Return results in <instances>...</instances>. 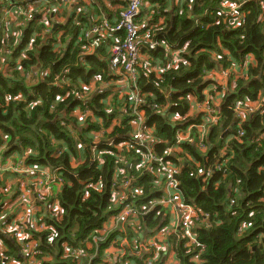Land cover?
I'll return each mask as SVG.
<instances>
[{"label": "trees", "instance_id": "obj_1", "mask_svg": "<svg viewBox=\"0 0 264 264\" xmlns=\"http://www.w3.org/2000/svg\"><path fill=\"white\" fill-rule=\"evenodd\" d=\"M99 1L107 10L104 2ZM221 1L176 0L169 12L168 0H150L149 8L146 5L137 17L138 22L144 17L149 19L147 27L139 30L146 60H142L135 82L145 95L141 109L146 124L154 127L158 138L153 151L157 156H163L166 147L175 143L178 130L201 121V116L188 115L189 97L197 101L205 98L202 92L211 83L206 73L219 64H228L224 52L238 62L248 60L247 79L237 78L234 87L222 97L220 119L209 127L203 141L206 150H201L195 142H183L179 144L180 151L163 158L164 162L178 168L181 195L186 203L199 211L194 221V236L202 244V250L193 243L185 247L186 240L180 234L172 237L177 264H264V244L260 239L264 237V107L247 113L242 121L235 118L234 113L237 100L255 101L264 95V20L260 18L263 8L259 0H248L240 7L241 18L238 15L226 17L220 12ZM73 3L78 7V3ZM115 3L122 8L107 10V20L111 23L119 19L120 11L126 5L123 0L111 1L113 6ZM10 5L0 0V64L3 65L0 67V147L5 143L9 152L19 150L21 146L32 147L33 154L26 158V163L63 167L61 176L65 180L61 189L57 192L53 189L47 199L48 202L57 201L62 209L61 217L43 215L39 223L48 227L32 232V236L46 257L51 256L53 264H75V258L69 254L63 257L66 247L94 254L92 262L87 263L85 257L82 264H106L102 261L104 249L118 247L123 242L117 240V235L124 236L120 228L131 220H114L125 203L130 202L137 208L158 194L154 186L158 185L157 177L153 175L158 170L157 164L150 163V168L145 171V167L137 168L135 162L141 157L130 151L125 152L126 163L115 177L117 183L129 179L132 187H139L141 193L130 197L129 202L111 201L114 159L118 152L113 147L127 140L131 129L127 116L121 111L123 107L129 108V94L125 95V102H121L123 107L114 102L113 109H107L109 101L106 99L111 96L110 92L122 93L110 84L116 80L110 68L109 51L114 41L103 42L89 54L79 56L82 47L92 40V37H85L86 30H82V26L88 21L86 14L79 10L69 15L68 22L63 24L64 30L56 28L55 34L61 32L49 38H46L47 29L52 26L53 13L48 15L49 27L42 21L38 24L41 15L33 14L34 18L27 21L24 37L14 43L15 35L3 25L8 16L4 9L13 6ZM34 28L38 33L31 37ZM145 35L149 41L159 44L150 48L149 42L144 40ZM122 38V35L118 36L120 42ZM57 45L58 50H54ZM167 46L179 50L182 60L159 78L155 71L146 68V64L154 61L165 66ZM22 50L24 54L20 56ZM34 69H47V72L33 75ZM92 80L96 88L88 95ZM105 83L110 85L105 86ZM153 104L160 109L154 110ZM76 110L88 112L81 124ZM68 125H71L69 130ZM101 126L106 129L105 135L114 139L110 146L100 145L101 149H108V153L103 154V162H91L89 152L85 153L84 161H78V144L83 143L88 151L90 131L99 130ZM238 129H241V136H237ZM60 147L64 149L56 155ZM219 165H222L220 169ZM199 166L205 169L215 166V171L208 177L191 175ZM96 181L103 183L102 190L89 189L84 195V184ZM44 205L39 202L40 207ZM159 207L157 216L153 214L157 208L145 216L139 214V229L129 228L127 236L131 238L133 232L140 234L141 230H159L166 226L167 221L162 220L164 209ZM242 223H248V226L241 231ZM105 224L114 228H110L102 240L94 242L92 233L101 230ZM0 237L9 244L4 252L6 260L11 256L18 259L13 240L2 234ZM134 249H131V256H127L128 264H146L152 256L145 254L139 245ZM163 258L164 255L156 256L152 264H164ZM110 264L119 262L111 257Z\"/></svg>", "mask_w": 264, "mask_h": 264}, {"label": "built area", "instance_id": "obj_2", "mask_svg": "<svg viewBox=\"0 0 264 264\" xmlns=\"http://www.w3.org/2000/svg\"><path fill=\"white\" fill-rule=\"evenodd\" d=\"M149 2L150 0H126V5L120 11L119 19L117 21L111 23L107 20V18H103L102 20L94 23L87 30L85 29L86 39L92 37V40L89 44H86L82 47V50L79 54V56H85L95 50V48H97L101 43L113 40L114 43H111L109 47V51H111L110 68L113 75L116 76V80L114 83L110 84L115 85V87L119 89L123 86H118L116 84H119V82L121 81H126L127 83L125 85L129 87L128 91L126 92L129 94L130 99L129 108L123 107L121 111L123 115L127 116V124H129V127L131 129L128 132V139L117 143V145L113 147L118 150V152L114 159L115 168L112 182L113 184L111 187V201L113 203L124 201L129 202L130 197L133 198L134 196L141 193V189L136 187H133L136 188L134 190H128L129 184H131L129 179L125 180L124 178L121 179L119 183H117L118 179L115 176L121 172L122 165L126 163L127 160L125 152L135 151L137 155L141 157L140 160L142 162H144V160L149 157L150 161L147 164L148 169L150 168V163L157 164L158 170H156L153 175L154 177H157L156 182H158L160 179H162L163 181L162 195H160L159 197L150 198L145 205H139L137 206V208L131 205L130 202L125 203L124 207L121 209L119 214H117L114 220L124 221L125 219H131L135 220L138 223V215L148 214L150 212L149 210L154 209V206L156 205L167 206L169 208L173 207V211L176 214V219L177 221H179V228L181 229L179 234L186 240L184 242V246L189 247V244L193 243L196 244L200 248V250H202V244H199L194 236V221L197 220L199 211L194 206L184 201L180 192L179 181L177 180L178 168L171 163L164 162L163 158L165 156H171L175 152L180 151L179 144L183 142H195L196 145L201 150H203V148H205V146L203 145V141L206 137L209 127L211 125L217 124L220 119L218 110L220 103L217 104L214 99H212L211 97L208 98L206 96V89L203 90L202 93L205 94V98L202 101H196V103L204 108V112H202L203 115L201 116V121L198 124H191L187 126V128L184 130H178L175 135V143L166 147L163 153L164 155L162 154L163 156H157L154 154L153 151L155 144L158 142V138L155 136L154 127L146 124V116L141 109V105H143L145 102V95L141 93L140 88L136 85L135 82L138 75V70L142 66V60H146V58L143 57L142 53L139 30L140 28L147 27V25L142 24V22H138L137 17L141 13L142 8H144L146 5H149ZM236 2L238 1H221L220 12L226 17L238 15V17L241 18L242 15L239 11L241 6L236 4ZM259 3L263 8L260 18L261 20H264V0H259ZM4 12L8 15L10 12H13L11 16L17 15L20 17L21 15H24L25 20L27 21L34 18V12H26L25 10L19 9V7L17 6L5 8ZM52 12L53 10L51 7L44 8L42 11V23L45 25V27L50 26L48 22V15H51ZM10 24L11 20L5 21V23L3 24L5 30L9 28ZM47 30L49 31V29ZM120 35L123 36L121 42L120 39H118V36ZM149 39L150 38H148V35L144 36V40L149 42L150 48H154L159 44L153 41H149ZM118 40L119 42H117ZM58 46L59 45H57L54 50H58ZM175 50L176 49L174 47L167 46V57L170 56V54H172ZM166 61L167 63L165 66L158 65L155 69V72L157 73L159 78H161L160 73L162 74L170 67L178 66V64L181 62L179 61L178 64L175 65L174 60H172L171 58H168ZM247 62L248 60L246 59L243 64L247 65ZM230 64L231 67L237 66L238 68L239 66H241L240 62L236 60H230L227 67L219 64L218 67L209 71L211 75L207 76L208 78H211L210 90L215 93L216 100H219L220 97L222 98L226 91L231 90V88H233L235 85V80L243 73H245V68L241 66V72H231L228 75L226 70L230 68ZM146 68L149 71L152 70V68H150L147 64ZM40 70L34 69L32 71L33 75H45V73L47 72V69L41 71ZM55 79H57V77H55ZM222 79H224V81H222ZM110 84L105 83V86H108ZM209 85L207 86V88L209 87ZM81 97H85L84 94H81ZM189 99L194 98L189 97ZM106 100L107 102L109 101L108 98ZM262 106L264 107V99H262L261 101H251L249 99L237 100L234 105L235 118L242 121L246 112H254ZM152 107L154 110L160 109V107L158 108V105L156 104H153ZM76 111V117L78 121L84 120L85 116L88 114L87 111ZM176 118L177 117H174V119ZM98 123H100V120H98ZM67 127H69V125ZM105 133L106 129H104L102 126L99 130L90 131V134L92 136L90 142L93 145L97 144L100 139H102L103 135H105ZM241 135V129H238L237 136ZM112 144H114V139L110 138L106 145L110 146ZM94 149L95 148L93 147L92 151H94ZM19 150L20 154L18 155L17 160L12 162V165L15 166L14 169L19 168L16 171L18 174L10 173L13 176L18 175L17 185L15 187L9 186L10 189L8 190L4 182L0 184V207L4 198L13 197L15 199L14 204L18 203L16 207H18L19 210L11 218L1 215L0 234L10 237L15 242L17 249L20 252L22 260H16L12 258L11 262L13 264H47L48 259L46 257V253L40 249L38 241L32 236V232L43 231L46 227H48V225L39 223L42 216H38L39 209L38 207L34 206L33 203L35 202L39 206V202H41L42 204H45L44 206L46 208V211L47 213L51 214L50 216H56L59 218L61 217L62 209L61 207H59L57 201L54 200L52 202H48L47 199L52 194L53 189L60 190L65 183L64 178H62L61 176L63 167H45L36 164H28L26 163V158L29 155L33 154L32 147L21 146V149ZM107 150L108 149L106 148L100 150V156H98L99 153L95 154L91 161L101 164L103 162V154L108 153ZM62 151L63 149L57 148L55 153L56 155H59ZM152 159L153 161H151ZM18 160H20V162H18ZM135 163L137 167L138 163ZM221 166L222 165H219L218 168L220 169ZM213 171H215V166H213L211 169H205L199 166L190 174L198 176L203 175L204 177H208L212 174ZM19 173H24L26 177L30 174V181L28 182L31 192L28 190L24 191L23 189H20V180L25 176L20 175ZM123 182H125V185H122ZM35 186H37L38 188H35ZM122 187L126 188L125 196L121 199H116L115 197L119 196L118 190ZM102 188L103 183L101 181L87 182L83 186L84 195L87 194V191L89 189L100 192ZM29 192L31 195H29ZM4 193L8 194L5 197H1V194ZM114 193H116V195ZM231 202H233V200H231ZM55 205L57 207V210H55ZM51 210L53 211L52 213ZM112 226L113 225L109 226L108 224H105L101 230H95L92 233V240L94 242L102 240L104 238V234ZM50 237L51 236H49V239ZM111 247L113 248V246ZM109 248L110 246L105 248L104 256L102 257V261L107 262L106 264H110L111 262V257L108 255V252L106 253ZM68 254L75 258V264H82L85 260V257L87 263H90L92 262V258L94 255L87 254L81 249H70L66 247L63 257H66ZM151 255L153 257L151 256L149 259H147L145 261L146 264H152L155 256L153 254ZM5 260V253L0 248V261Z\"/></svg>", "mask_w": 264, "mask_h": 264}, {"label": "crops", "instance_id": "obj_3", "mask_svg": "<svg viewBox=\"0 0 264 264\" xmlns=\"http://www.w3.org/2000/svg\"><path fill=\"white\" fill-rule=\"evenodd\" d=\"M4 1L6 3H8V4H11V5L13 4V6H15L14 3H18L19 6L17 5V7H19V9L25 10L26 12H30L31 11V12H34V14L41 15V17H39V19L37 21L38 24H40L42 19H43L42 18L43 9L51 7L53 9V11H54V12H52L53 13L52 14V23H51L52 26H51V28H49V31H48L49 34H48V36L46 38H49L51 35H52V37H54L59 32H61V31H59L57 34H55L53 32L58 27H61V28H63L62 30H64L63 24L68 22V18H70L69 15L71 13L76 12V11L80 10V11H83L84 14H86L85 18L88 21V23L86 25H83L82 23H79V24L83 25L82 26V30L83 29L87 30L94 23L102 20L103 18H108V11L109 12L110 11H115V10L119 9V7H120V9L122 8V6H119V4H117V3H115V6H113L111 4V1L114 3V1H117V0H101V1L104 2L105 7L107 8L108 11L106 9L104 10L102 8L103 6L101 5L99 0H96V2H94V0H84V1H81V2L80 1L77 2L76 0H58V1L57 0L56 1H54V0H4ZM74 1L76 3H78V7L73 5ZM175 1L176 0H168V2H167V11H169V12L172 11V8L174 7V2ZM93 5H96V7L93 6ZM12 13L13 12H10L9 15L7 16V20H11V24L9 25V28H7V29L11 30V32H13V34L15 35V36H13V42H14V40L16 42V39L18 40V42H20L22 40V37H24V31L27 28L26 27L27 20L24 19L25 18L24 15H21L20 17L17 16V15L11 16ZM38 15H36V16H38ZM148 22H149V19H146V17H144V19L142 21V24L148 25ZM33 31H34L33 32V36H35L36 32H37L36 28H34ZM50 31H51V33H50ZM52 32H53V34H52ZM43 33H44V31L42 30V32H41L42 36H43ZM33 36H31V37H33ZM23 54H24V50H22L20 56H22ZM222 81H224V79H222ZM259 98L260 97H258V99ZM258 99H256L255 101H257ZM189 100H190L191 109H192L193 105L195 107L197 105H199L198 103H196L195 99H189ZM221 102H222V98L220 97L219 103L221 104ZM191 109L189 110V114H191ZM246 114H247V112L244 114V117H245ZM244 117H243V119H244ZM115 122H117V120H115ZM4 156L1 159H3ZM1 166H3V165L1 164ZM145 170H148V166L144 168V171ZM1 175L4 178L5 175L2 174V172H0V177H1ZM0 181H1L0 183H3L2 179H0ZM154 186L158 190L157 191V193H158L157 197H159L160 195H162V188H163L162 179H160L158 181V185H154ZM57 191H59V190H56L55 192H57ZM147 201H143V203H141V206L145 205L147 203ZM14 202H15V199L13 197H6V198L3 199L2 205L0 207V211H2L1 212L2 215L5 213L6 208H8L9 206L13 205ZM158 206L159 205L154 206L155 208L154 209H150L149 211L152 212L153 210H155L157 208V211L155 213H153V214H155L157 216L159 214V211H160V210H158ZM159 208L164 209V213H162V215L164 214L162 216V220L163 221L164 220L167 221V225L164 226V227H167V229H165V231H167L169 229L168 232L166 234H162L161 236H159L158 235V231L160 229L157 230V228H156V229H154L152 231L144 230V232L141 230V233L137 237L138 245H140V247L142 248L141 250L145 254H149V255L153 254L154 255V253H158V252H155L156 251L155 249H159V248H157L156 245L151 246L150 244L155 242V241H157L158 243L163 242V243H165V247H163V249H165L163 251L164 264H177L178 262L176 260L175 255H174V249L172 248V246H173L172 245L173 244L172 237L177 236L179 234V232L181 231V229L179 228V221H177V219H176V214L173 211V207L169 208L167 206H160ZM18 210H19V208L15 207L13 210L11 209L9 214L3 215V216L4 217L8 216L9 218H11V217H13L15 215V213ZM41 210H46V208L43 207V209L41 208ZM45 214H46V212H43V213L40 212V216H43ZM195 225H196V222H195ZM247 226H248V223H242L240 225V230L241 231L244 230ZM164 227H162V228H164ZM5 236H7V235H5ZM260 239H262V241H263L264 237L262 236V237H260ZM178 241L179 240L177 239V242ZM11 242H12V244L15 247H17L14 241H11ZM126 244L129 245V243L125 242V241L120 243V245H126ZM8 247H9V244L5 243V241H3V239L0 237V248H1V250H3V252H6L8 250ZM118 247L117 248H115V247L112 248L110 246L109 250L106 251V253L108 252V255L110 257H113L115 255L116 251L117 252L119 251ZM131 249H132V247H131ZM129 251H130V249H129ZM131 252H132V250H131ZM166 253H167V255H166ZM17 256H18V259L15 258L14 256H11L10 258L11 259L14 258L16 260H22V257L20 256V252L19 251L17 253ZM155 258H156V256H155ZM9 262H11L10 259L9 260H5V261H0V264H9Z\"/></svg>", "mask_w": 264, "mask_h": 264}, {"label": "rangeland", "instance_id": "obj_4", "mask_svg": "<svg viewBox=\"0 0 264 264\" xmlns=\"http://www.w3.org/2000/svg\"><path fill=\"white\" fill-rule=\"evenodd\" d=\"M125 3L124 4H126V1L125 0H123ZM246 1H248V0H239L238 2H236V4H238V5H240L241 6V4H243L244 2H246ZM243 2V3H242ZM147 7H148V5H147ZM149 8V7H148ZM151 9V8H150ZM147 11V10H146ZM149 38V37H148ZM224 56H226V60H227V58H228V60H227V62H228V64L225 66V67H227L228 65H229V61L230 60H235L234 58H232V57H230L228 54L227 55H224ZM168 58H171L172 60H174V64L176 65V64H178V62L179 61H181V58H180V51L179 50H175L172 54H170V56H168L166 59H165V65H166V63H167V59ZM222 58V57H221ZM229 58H230V60H229ZM240 64H241V66L242 67H244L245 68V73H243L240 77H238V78H244V79H247V77H248V74H247V65H245V64H243V63H241L240 62ZM147 65L150 67V68H152V70L153 71H155V69H156V67L159 65V66H164L163 65V63L162 64H156L154 61L152 62V63H147ZM1 66H3L2 64H0V67ZM241 66H239L238 68H237V66H235V67H231V64H230V68L229 69H227L226 70V72H227V74L229 75L231 72H241V70H242V67ZM5 68H8V65H6L5 66ZM3 70H6V69H4L3 68ZM151 70V71H152ZM209 75H211V73L208 71L207 73H206V76H209ZM162 76V74L160 73V77ZM127 82L126 81H121V82H119V84L117 83L116 85H118V86H123L122 88H119L117 91H121L122 93H119V92H110V94H111V96L109 97V104H107L106 106H107V109L109 110L110 108L111 109H113V107H114V102L116 103V105L117 106H120L121 105V102H125V95H127L128 93H126L127 91H128V89H129V87H127V85H125ZM99 87H101V83L99 84ZM230 87H231V84H230ZM96 87H95V85H94V80H92L91 82H90V87L87 89L88 90V95L95 89ZM210 88H211V84L209 85V87L207 88H205L206 89V96L208 97V98H212V99H214V101L218 104L219 103V100H216V95H215V93L212 91V90H210ZM228 88V87H227ZM204 89V90H205ZM87 90H86V92H87ZM107 97V96H106ZM260 98L258 99V101L260 100H262V99H264V95L262 94V95H260L259 96ZM106 99V98H105ZM257 105V104H256ZM124 106V104H122L120 107H123ZM191 109V106L188 108V115H190V116H202L203 115V113L202 112H204V108L202 107V106H199V105H197L196 107L193 105L192 106V109H191V114H189V110ZM219 110V109H218ZM83 122V120H79L78 121V123L79 124H81ZM70 127H71V125H69V127H68V130L70 129ZM74 129H71V132H72V134H73V136L74 137H76L77 138V135H76V133L73 131ZM91 138H92V136H91V134H90V140H91ZM110 138H111V136H109V134H107V135H104L103 137H102V139H100V141L97 143V144H95V145H93L91 142H90V145H89V148H88V151L85 149V145L83 144V143H81V144H78V148H79V150H80V155H79V157H78V161H84L85 160V153L86 152H89L90 153V161L92 160V158L94 157V155L95 154H97V153H99V151L100 150H103V149H101V147H100V145L101 144H106L107 142H108V140H110ZM55 142V141H54ZM56 143V142H55ZM95 148L94 149V151H92V148ZM105 148V147H104ZM58 149H64L63 147H60V148H58ZM203 150L205 151L206 149L205 148H203ZM20 154V150L18 151H12V152H9L8 150H7V147H6V144L4 143V144H2V146L0 147V164H2L3 166H0V172H2V174H4L5 176H4V178L2 177V175H1V177H0V179H2L3 180V182H4V184H5V186H6V188L9 190L10 188H9V186H16L17 185V177H18V175H15V176H13V175H11V174H18L16 171L19 169L18 167H16V168H18V169H14V165H12V162H14V161H16L17 160V157H18V155ZM3 155H6L3 159H1L2 157H3ZM98 156H100V153H99V155ZM150 161V159H149V157L148 158H146L145 160H144V162H142L141 160H139L137 163H138V166H137V168H144V167H146L147 166V164H148V162ZM151 161H153V159L151 160ZM18 162H20V160H18ZM91 162H93V161H91ZM74 164H75V162H73ZM9 173V174H8ZM11 173V174H10ZM20 175H24L25 176V174L24 173H19ZM6 178V179H5ZM28 181H30V174H29V176H25L23 179H21L20 180V182H21V187H20V189H23L24 191L25 190H28V191H30L31 192V190H30V186H29V182ZM1 182V181H0ZM28 182V183H27ZM1 184V183H0ZM32 184H33V182H32ZM122 185H125V182H123L122 183ZM35 188H38L37 186H35ZM136 188H139V187H136ZM136 188H133L132 187V185L131 184H129V187H128V190H134V189H136ZM30 192H29V195H31L30 194ZM125 192H126V188L125 187H122V188H120L119 190H118V193H119V196L118 197H115L116 199H121L122 197H124L125 196ZM117 193V194H118ZM8 193H4V194H1V197H5L6 195H7ZM115 195H116V193H114ZM17 204L18 203H15V204H13V205H11V206H9L8 208H6V210H5V213L3 214V215H7V214H9V212L11 211V209L13 210L16 206H17ZM33 205L34 206H36V207H38V209H39V211L41 210V208L42 207H39L35 202L33 203ZM55 210H57V207H56V205H55ZM38 211V212H39ZM0 212H2V211H0ZM43 212H46V214H48V215H51V214H49V213H47V211L46 210H43L42 211V213ZM53 211L51 210V213H52ZM1 215H2V213H0V218H1ZM126 224H127V226H126ZM128 225H130V226H128ZM110 228H114V226H112V227H110ZM129 228H136V229H139V223H137L135 220H130V221H128V222H126L125 223V225L124 224H122V226H121V231H123V233H125V234H123L124 236H122V234H119V235H117V240H119V242H120V240H122V241H125V242H128L129 243V245H120L119 244V247H118V249H119V251L117 252L116 251V253H115V255H114V257H112L113 258V261H118L119 262V264H122V259L124 260V264H128V262H129V259L127 258V256H131L130 255V253H131V246H132V250H135L134 248H133V246L135 247V245H138V239H137V237L139 236V233H136V232H133L134 233V236H131V238H129V236H127V234H128V229ZM167 227H164V228H161L159 231H158V235L159 236H161L162 234H166L167 232H168V230L167 231H165V229H166ZM161 244V245H160ZM151 246H154V245H156V247L157 248H159V249H155L156 251L155 252H158V253H154V256H158L159 257V255L160 256H162L163 255V251L165 250V249H163V247H165V243H163V242H160V243H158L157 241H155V242H153V243H151L150 244ZM115 248H117V246H115ZM130 249V252L128 251V253L126 252V249ZM117 250V249H116ZM170 250V249H169ZM88 254V253H87ZM126 254V255H125ZM47 259H48V261H47V264H48V262H49V264H53V259H51V256H48L47 257ZM10 260H11V258H10ZM9 264H13L12 262H9ZM19 264H22V263H19ZM129 264H134V263H132V262H130Z\"/></svg>", "mask_w": 264, "mask_h": 264}, {"label": "clouds", "instance_id": "obj_5", "mask_svg": "<svg viewBox=\"0 0 264 264\" xmlns=\"http://www.w3.org/2000/svg\"><path fill=\"white\" fill-rule=\"evenodd\" d=\"M241 63H244L243 61H241ZM251 66L253 65V63L250 64ZM247 73H248V62H247ZM197 101V100H196ZM189 106H190V100H189ZM220 106V105H219ZM134 248V246H133Z\"/></svg>", "mask_w": 264, "mask_h": 264}, {"label": "water", "instance_id": "obj_6", "mask_svg": "<svg viewBox=\"0 0 264 264\" xmlns=\"http://www.w3.org/2000/svg\"><path fill=\"white\" fill-rule=\"evenodd\" d=\"M262 242H263V244H264V240H263Z\"/></svg>", "mask_w": 264, "mask_h": 264}]
</instances>
